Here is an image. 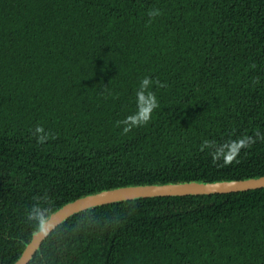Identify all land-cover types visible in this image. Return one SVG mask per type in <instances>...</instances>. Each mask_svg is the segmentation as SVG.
I'll return each instance as SVG.
<instances>
[{
    "label": "trees",
    "instance_id": "trees-1",
    "mask_svg": "<svg viewBox=\"0 0 264 264\" xmlns=\"http://www.w3.org/2000/svg\"><path fill=\"white\" fill-rule=\"evenodd\" d=\"M144 77L159 107L125 135L116 122L137 111ZM257 132L264 0H0V264L32 239L34 205L53 213L129 184L264 175ZM247 136L256 142L228 166L201 151ZM27 264H264V185L96 205Z\"/></svg>",
    "mask_w": 264,
    "mask_h": 264
},
{
    "label": "water",
    "instance_id": "water-1",
    "mask_svg": "<svg viewBox=\"0 0 264 264\" xmlns=\"http://www.w3.org/2000/svg\"><path fill=\"white\" fill-rule=\"evenodd\" d=\"M263 185L264 175H260L243 179H222L214 181L190 180L166 183H140L103 189L68 201L55 210L52 213L50 231L76 212L104 203L167 194L229 192ZM47 235H37L35 232L32 239L26 243L24 250L14 264H27Z\"/></svg>",
    "mask_w": 264,
    "mask_h": 264
},
{
    "label": "clouds",
    "instance_id": "clouds-1",
    "mask_svg": "<svg viewBox=\"0 0 264 264\" xmlns=\"http://www.w3.org/2000/svg\"><path fill=\"white\" fill-rule=\"evenodd\" d=\"M148 15L154 19L155 17L162 15V12L160 9H150ZM154 83L159 88L167 87V84L161 83L159 79L155 80ZM254 83H258V80L254 81ZM152 84L153 80L150 77H144L141 80L139 89L136 92L137 111L134 114L127 116L125 119L116 122L117 127L123 125V134H128L133 128L146 126L152 120L153 112L159 107L156 94L149 90ZM36 134H39L37 136V143L39 144L45 143L50 136V134L45 133L44 128L39 125L34 131V135ZM256 136L264 140V136H261L259 132L256 133ZM255 142V139L251 136L239 140H233L220 146H216L213 141L205 140L201 144V151H204L205 148L213 149L211 152L213 163L219 164V161L222 159L223 165L228 166L237 159L241 149L250 148ZM27 215L29 220L36 222L37 235L48 234L52 219V211L50 209L41 207L37 204L32 207Z\"/></svg>",
    "mask_w": 264,
    "mask_h": 264
}]
</instances>
